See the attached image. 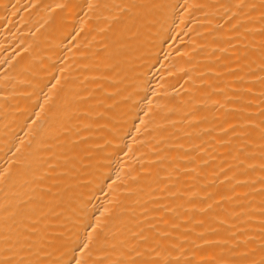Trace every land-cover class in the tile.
Returning a JSON list of instances; mask_svg holds the SVG:
<instances>
[{"label":"bare ground","instance_id":"6f19581e","mask_svg":"<svg viewBox=\"0 0 264 264\" xmlns=\"http://www.w3.org/2000/svg\"><path fill=\"white\" fill-rule=\"evenodd\" d=\"M0 264H264V0H0Z\"/></svg>","mask_w":264,"mask_h":264}]
</instances>
